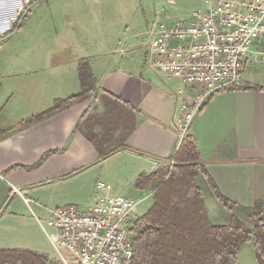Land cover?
<instances>
[{"label":"crops","instance_id":"1","mask_svg":"<svg viewBox=\"0 0 264 264\" xmlns=\"http://www.w3.org/2000/svg\"><path fill=\"white\" fill-rule=\"evenodd\" d=\"M59 1V14L48 12L55 0L43 11L41 43L44 51L64 55L41 60L26 74L0 61V249L50 258L53 245L38 218L48 219L51 209L86 208L99 194L138 197L139 203L154 198L152 188L135 183L173 161L179 142L175 123L189 91L179 78L146 63L139 36L145 38L150 23H136L145 10L141 0ZM98 13L109 21L104 31ZM55 14L59 18L52 22ZM81 59L94 73L93 90L23 124L82 91ZM188 136L198 148L196 178L211 222L253 221V214L264 212V63L246 67L242 87L215 93ZM99 181L112 187L97 189Z\"/></svg>","mask_w":264,"mask_h":264},{"label":"built area","instance_id":"2","mask_svg":"<svg viewBox=\"0 0 264 264\" xmlns=\"http://www.w3.org/2000/svg\"><path fill=\"white\" fill-rule=\"evenodd\" d=\"M30 2L9 0L10 7L0 11V38L13 30L18 13ZM165 12L163 7L157 10L158 15ZM147 41L146 63L189 89L175 123L178 149L206 102L219 91L242 87L250 63H264V0H205V8L190 18L154 21ZM96 187L112 185L99 181ZM137 205L125 195L99 194L86 208L66 204L51 209L48 219L38 218L53 245L51 259L60 264H125L134 255Z\"/></svg>","mask_w":264,"mask_h":264},{"label":"trees","instance_id":"3","mask_svg":"<svg viewBox=\"0 0 264 264\" xmlns=\"http://www.w3.org/2000/svg\"><path fill=\"white\" fill-rule=\"evenodd\" d=\"M79 75V94L57 100L52 108L23 124L38 121L91 92L95 76L87 59L80 60ZM173 160L172 167L163 165L136 180L137 188H152L154 202L136 221L134 255L125 264H230L236 261L247 240L253 241L257 254L264 259V212L253 214L252 228L237 217L228 224H213L196 178L200 164L198 148L189 136L180 144ZM0 264L60 263L28 249H0Z\"/></svg>","mask_w":264,"mask_h":264},{"label":"rangeland","instance_id":"4","mask_svg":"<svg viewBox=\"0 0 264 264\" xmlns=\"http://www.w3.org/2000/svg\"><path fill=\"white\" fill-rule=\"evenodd\" d=\"M40 2L41 0H32L28 5H25V8L18 13V20L15 24L13 23V30L7 33L5 38H0V61L8 60L12 62L13 65L11 71H13V73L26 74L27 69L34 64L38 65L39 61L48 58H61L64 55V52H58L57 50L53 52L43 50L41 39L44 37L42 35V30H44L43 26L45 21L41 18L46 19L43 11L48 7V0L42 1L43 5H41ZM141 2L143 3L145 10L144 8H141L140 16L136 19V23L138 20L141 22L145 21L146 24L150 23L149 27L157 19L167 20V16H172L174 18H190L195 12L205 8V0H157L156 4H154V0H141ZM58 3H60V1L55 0V3L53 2V4L49 5L50 8L48 9V12L50 14L52 12L59 14L57 8ZM9 5V0H0V11L2 12L3 10L8 9L10 7ZM33 5L35 6L33 8L34 13L32 16H28L26 21L20 23L23 15L27 14V10ZM159 7L166 9V12L158 15L157 10ZM89 13L93 14L96 12L91 10ZM58 14L52 16V22L59 18ZM97 15L98 23H101L102 30L104 31L105 24L106 22L109 24V21L108 19L102 18L99 13ZM86 18L88 19V15ZM134 26L135 25L132 24L129 27L133 28ZM104 34L105 33H103V35ZM144 35L145 34L142 33L141 36H139V40L147 51V35L145 38ZM93 49H97V47L94 46ZM137 198L138 197H135L136 201ZM153 202L154 198L152 197H147L144 201L140 203L138 202L136 208L137 216L140 217L147 212ZM244 221L248 227L252 228L254 226V221H251L250 219ZM230 264H264V259L257 254L253 241L247 240L241 245L236 261Z\"/></svg>","mask_w":264,"mask_h":264}]
</instances>
